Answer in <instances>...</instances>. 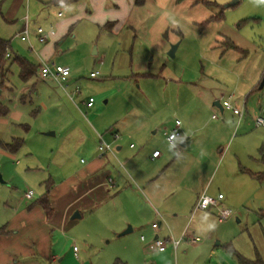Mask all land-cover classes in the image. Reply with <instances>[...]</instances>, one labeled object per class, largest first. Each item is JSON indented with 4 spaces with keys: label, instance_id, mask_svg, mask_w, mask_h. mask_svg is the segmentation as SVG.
Instances as JSON below:
<instances>
[{
    "label": "rangeland",
    "instance_id": "1",
    "mask_svg": "<svg viewBox=\"0 0 264 264\" xmlns=\"http://www.w3.org/2000/svg\"><path fill=\"white\" fill-rule=\"evenodd\" d=\"M124 1L127 5L123 19H105L100 23L88 17L85 8H77L76 2L54 5L39 0H29L27 10L26 0H22L16 20L11 22L6 14L12 0H0V36L9 40L8 52L24 56L34 64L47 61L69 69V76L62 82L39 75L23 82L18 77L17 65L12 64L6 87L0 88V100L9 110L0 116V224L12 216L19 202L25 209L26 204L37 199L48 178L59 181L83 164L80 159L85 161L90 154L101 157L93 134H100L111 145L104 154L117 153L118 161L110 166L116 177L118 170H123L124 156L130 153L149 154L157 147L169 155L155 169L165 189L173 190L166 195L165 213L157 214L154 221L153 216L140 223L135 221L131 231L103 239V234H109L107 229L87 225L85 234L84 226L90 220H83L69 243L52 250L50 245L43 255L33 241L30 255L16 260L19 264H121L118 259L136 264V256L125 258L126 252L145 250L140 230L163 220L168 228L163 225L162 236L172 234L179 238L174 236L179 235L175 230L188 226L181 241L186 246H178L176 259L169 260L170 264H239L231 248L248 259L259 257L264 262L263 197L251 194L244 198L242 192L223 190L220 207L229 209L231 216L218 222L212 213L203 219L201 214L207 211H193L188 191L198 181V174L202 179L213 170L212 162L221 154V165L212 174L215 173L214 181L223 169L229 172L234 167L237 149L246 147L239 151L243 161H248L243 154L254 149L257 129L252 116L257 108L253 106L264 102V86L252 92L246 86L260 64L264 65V0H237L232 6L226 5L233 0H208L213 5L199 0H144L142 4ZM58 10L61 17L56 16ZM220 11L221 19H210ZM26 12L30 29L34 24L45 27L77 15L51 58L34 44L29 49L28 43L17 37L18 17ZM257 13L263 17L252 19ZM243 20L246 22L239 25ZM226 37L240 42L248 49L247 55L241 57L240 52L233 50L222 54L221 41ZM172 45L176 46L170 55ZM92 71L98 72L96 77L89 76ZM245 95L247 113L243 118L232 110L221 112L213 104L214 97H229L234 105L243 107ZM90 96L94 102L87 108L85 103ZM212 114L217 118H212ZM176 119L181 122V133L184 126L190 129L191 143L184 147L179 143L183 134L174 147L165 139V132ZM243 119L249 121L245 127ZM12 138L21 139L22 144L9 152L2 145ZM117 145L122 146L118 151ZM206 153L208 163L199 165ZM136 161L135 167L154 168L144 158L141 163ZM117 187L114 191L121 190ZM151 187L143 191L139 186L137 191L147 193ZM28 190L33 192L31 198L24 196ZM135 199L134 204L128 203L129 209L148 211L147 199ZM112 200L105 207H116ZM99 211L91 217L95 215L96 220ZM195 236L199 237L193 245L190 239ZM140 264L151 263L141 259Z\"/></svg>",
    "mask_w": 264,
    "mask_h": 264
},
{
    "label": "crops",
    "instance_id": "2",
    "mask_svg": "<svg viewBox=\"0 0 264 264\" xmlns=\"http://www.w3.org/2000/svg\"><path fill=\"white\" fill-rule=\"evenodd\" d=\"M41 3H51L54 5H64L70 2H76L77 8L83 9L85 8L88 11V17L91 19H95L100 23L105 19H123L124 18V10L126 9L124 6L127 5L124 0H39ZM136 1V0H135ZM22 0H12L11 10L8 9V13L6 14V18L8 21H15L16 16L15 13L19 9ZM129 3V0H126ZM10 8V7H9ZM29 9V0H26V10ZM86 12V11H85ZM60 13V14H58ZM28 15V13L26 12ZM25 14V15H26ZM25 15H20L18 17V29L19 31L23 27V17ZM255 16L252 19L258 20L263 17L260 14H254ZM56 16L61 17L62 13L60 10L56 11ZM77 15H72L67 19L57 20L54 24H47L44 28L48 29L50 26L54 29V34L48 39L46 43H38L35 39V24L30 29V17L29 18V30H30V39L31 44L38 46L39 51L48 54L51 58L54 55L55 48L61 43V38L63 34L66 32V29L70 22ZM244 21V20H243ZM246 22V21H245ZM245 22H240L239 25H242ZM110 23L107 24H112ZM38 26V25H37ZM41 26V25H40ZM227 39V41L233 42L239 49H229L225 48V42L223 40ZM222 54H224L227 50H233L241 53V57H245L248 53V49L243 48V45L240 42H235L230 38L226 37L222 39ZM251 43V42H250ZM33 45V47H34ZM28 48L30 49L29 45ZM244 53H243V52ZM29 60V59H28ZM264 73V65L260 64L257 72L254 77L250 80L246 89H250L252 92L254 90H258L259 81ZM69 76V75H68ZM263 88V87H262ZM249 92V93H250ZM1 94V90H0ZM88 99V98H87ZM213 103L218 101L220 104V99L212 98ZM229 102L234 106L230 98L228 97ZM87 101V100H86ZM246 95L242 100L241 105H243V113L240 118H243L247 113L246 109ZM86 106V104H85ZM93 106V105H92ZM92 106L87 108H91ZM218 107V106H217ZM239 107V106H238ZM257 108V111L254 110V116H252L253 123L254 117L256 115L264 116V102L257 103L253 106ZM219 108V107H218ZM224 110H230L222 107L220 109L221 112ZM231 111V110H230ZM234 115H237L235 112L231 111ZM214 115V114H212ZM250 115V114H248ZM238 116V115H237ZM212 118H217L215 117ZM239 118V117H238ZM242 120V119H240ZM242 121L243 127L247 126L249 123L248 119H243ZM256 127V141L254 142V149L252 151L247 150L243 155L246 157L248 161L241 160V155L239 154L241 149H245L246 147L242 145L239 150L237 149V156H235L234 167L231 168L229 172H226L225 169L222 171V175H219L216 181H214L215 173L212 176L215 167L220 166L222 160V154L218 156L214 164L212 162L213 170L210 172H206L203 175L202 179L201 174L197 175L198 181L193 183L191 187H188L189 198L191 200V205L194 206L198 197L202 193L217 195L218 193L222 194L221 199L219 200V206H221L222 200L224 198L223 190L229 191L231 193L242 192L244 198H248L253 194L255 197H263L264 198V180H260L256 177V173H260L264 171V127ZM190 129L185 127L182 129L183 137L180 140L181 146H186L191 143L190 138ZM93 138L95 141L98 139L95 134H93ZM189 139L188 141H186ZM121 145L116 146V150L121 149ZM96 148V147H95ZM129 148H133L132 144H129ZM154 150H159L157 147H154L151 152L145 153L143 155H138L136 153H130L127 157L124 156V166H122L123 170L120 172L118 170L117 177L114 175L112 163L118 161V155L115 151L108 152L106 154L101 155V157L90 154V158L85 161H80L81 164L76 170H74L71 174H68L66 177L59 181H54L52 178H48L45 180L46 184L44 185V189L39 195V198L47 191L48 199L50 202L51 211L47 216L44 209L40 204L36 203L37 199L33 200L31 203L26 204V208L21 207L20 202L18 203V207L15 208L11 212V217L6 221H3L0 224V264H19L18 257H25L26 255H30L31 248L30 243L35 242L36 246L39 248L41 253L46 252V247L52 246L51 250L54 247H62L65 242H68L77 235L74 229L81 224L83 220H90L84 226V233L86 234L88 231L87 225L97 224V227L107 229L109 234H103L102 239L104 237L110 236H120L125 234L126 232H121L122 229L124 231L127 229L126 227H130L133 229V225L135 221L140 223L145 217H152L153 220L157 218V214L161 216L162 213H165V200H167L166 195L172 194L173 190L165 189V185L163 181H160L159 176L155 175V169L163 165V163L169 158V155L162 153L156 157H152L151 153ZM220 149L219 151H221ZM179 152V151H178ZM207 154H202L203 160L201 159L199 165L206 166L207 162ZM240 155V156H239ZM142 156V157H141ZM145 161L149 160L153 163V169H144L142 167H135L133 164L134 161L136 163H141L142 159ZM198 159V158H197ZM213 161V160H212ZM250 164L256 165L251 166ZM126 165V166H125ZM216 165V166H215ZM219 168V167H218ZM125 169V170H124ZM218 170V169H217ZM202 171V170H201ZM217 172V171H216ZM168 184L171 182L170 179L167 180ZM151 185V189H148L147 193L137 191L139 186L144 191L145 188ZM121 187V190L114 191V187ZM124 186V189H122ZM134 188H133V187ZM117 187V188H118ZM130 187L131 189H129ZM48 188V189H47ZM113 190V193L111 192ZM26 193V192H25ZM24 193V196H25ZM147 196H146V195ZM135 197H140L143 199H147V203H149L148 211L138 210L137 208L129 209L128 203L134 204L136 201ZM231 197V196H230ZM26 198V197H25ZM111 199L113 206L116 207H105V204ZM229 203V202H228ZM154 205L157 206L154 207ZM213 209L214 211H212ZM98 218L102 217V219H96L95 215L93 218L91 217L93 214L98 211ZM203 211H207L208 213L201 214V218H207L208 214L212 213L217 221V208L209 207L204 209ZM74 212L79 214L78 217H72ZM147 220V219H146ZM220 222V221H218ZM153 223V222H152ZM147 224L140 231L143 233V239L140 238L142 242L145 244V250L142 252H129L125 254V258H132L134 254L136 256V264H140V260L144 263L150 261L151 264H170L169 260L172 258L176 259V250L179 245H181L182 238L187 234L186 224L182 229L175 230V233L179 235V243L177 244L175 250L171 243H167V247L164 251H153L149 250L147 245L150 243L156 236L159 237H168L169 235L161 234V230L163 225L167 224L162 221H156L158 224L157 228L154 229L151 224ZM105 228L103 227V225ZM100 225V226H99ZM168 228V227H167ZM130 230V231H131ZM51 232V234H50ZM53 233V234H52ZM173 237L172 234H170ZM114 236V237H115ZM139 236V237H140ZM199 236H195V238L190 239V242L193 243L198 240ZM174 238V237H173ZM178 239V238H175ZM196 239L195 241H192ZM187 240V239H186ZM195 243H193L194 245ZM186 244H182V248H184ZM75 247L73 246L72 249ZM149 250V251H148ZM189 250V249H187ZM52 253V252H51ZM49 255H52V254ZM182 253L187 254L186 250L182 249ZM133 255V256H134ZM76 258V255H74ZM121 264H126L125 262L118 260ZM25 264V263H20Z\"/></svg>",
    "mask_w": 264,
    "mask_h": 264
},
{
    "label": "built area",
    "instance_id": "3",
    "mask_svg": "<svg viewBox=\"0 0 264 264\" xmlns=\"http://www.w3.org/2000/svg\"><path fill=\"white\" fill-rule=\"evenodd\" d=\"M60 14V13H58ZM23 27L20 31L17 33V37L21 41H25L28 43L30 49H33V45L31 44V39H30V30H29V18L28 15L26 14L23 17ZM54 34V29L52 26H50L48 29H45L43 26H36L35 27V39L38 43H46L48 39ZM8 53H6V56ZM98 74L97 71H92L90 72L89 76L90 77H96ZM69 75V69L66 66H62L59 64H49L47 61L43 62L40 64L39 68V77L44 79V78H51L57 82H62L66 80L67 76ZM94 99L93 97H88L86 101V106L90 107L93 105ZM220 104L222 107L226 109H230L233 112H235L238 117L240 118L242 113H243V107H234L229 100L223 99L220 101ZM212 117H215V115H212ZM254 124L258 127H264V116L262 115H256L254 117ZM181 122L176 119L174 122V126L165 132V139L166 141L172 145L173 147L176 145V139L181 137ZM115 137L117 136L116 134L114 135ZM111 145L108 143H105L102 139L101 135H98L97 139V150L100 152V155H103L107 150H110ZM160 154L159 150H154L151 153L152 157H156ZM33 195V192L31 190H28L25 193L26 198H31ZM222 194L218 193L217 195H210L206 193H202L197 201L194 204V209L193 211L197 209H207L209 207H216L217 208V215H218V221H224L228 219L231 216V213L229 209L220 207L219 200L221 199ZM151 226L156 229L158 224L156 222H153ZM141 239H143V235L140 236ZM196 239H193L192 241H195ZM180 239H175L173 237H159L156 236L150 243H148L147 247L150 250L153 251H164L167 247V243H171L173 245V248L175 250L177 244L179 243Z\"/></svg>",
    "mask_w": 264,
    "mask_h": 264
},
{
    "label": "trees",
    "instance_id": "4",
    "mask_svg": "<svg viewBox=\"0 0 264 264\" xmlns=\"http://www.w3.org/2000/svg\"><path fill=\"white\" fill-rule=\"evenodd\" d=\"M76 1V0H72ZM144 0H136L137 3L142 4ZM201 3L206 5H213V2L208 0H199ZM222 18V11L218 14L211 16V20H217ZM248 20V19H246ZM246 20L242 21L245 22ZM225 42V48L235 49L238 50L239 48L231 41H227V39L223 40ZM222 42V43H223ZM10 47L9 40L2 38L0 36V88L3 89L5 86V82L7 81V74L10 72V67L12 64H16L18 67V77L21 81L26 82L31 79L33 76L39 75V68L40 64H34L24 56H20L17 54L11 55L8 52ZM243 52V51H242ZM6 53L8 55L6 56ZM244 53V52H243ZM25 96L23 94L21 99ZM8 107L0 100V116H5L8 113ZM22 144V140L19 138H12L10 143H4L2 148L9 151L14 152L16 151ZM256 177L260 180H264V171L255 174ZM48 189V188H47ZM36 203L40 204L41 207L44 209L46 215L48 216L51 211L50 202L48 199L47 191L41 196V198L37 199ZM231 251L235 254L236 259L239 264H264L263 260L259 257L255 258L254 260L248 259L245 256L241 255L240 253L236 252L234 249L231 248Z\"/></svg>",
    "mask_w": 264,
    "mask_h": 264
},
{
    "label": "water",
    "instance_id": "5",
    "mask_svg": "<svg viewBox=\"0 0 264 264\" xmlns=\"http://www.w3.org/2000/svg\"><path fill=\"white\" fill-rule=\"evenodd\" d=\"M236 2H237V0H233V1H231L230 3H228L226 6H232V5H234ZM175 46H176V45H172L171 48L169 49L168 53H169L170 55H173V51H174ZM263 86H264V73H263V75H262V77H261V79H260V81H259L258 88L261 89ZM213 104L216 105V106H218L219 109H222V107L219 105L218 101H215ZM78 216H79V214H78L77 212H74V214L72 215V217H78ZM130 230H131L130 227H127V229H126L124 232H128V231H130Z\"/></svg>",
    "mask_w": 264,
    "mask_h": 264
}]
</instances>
